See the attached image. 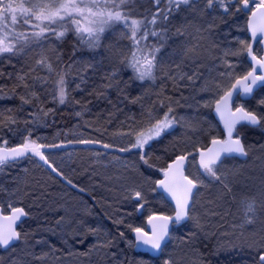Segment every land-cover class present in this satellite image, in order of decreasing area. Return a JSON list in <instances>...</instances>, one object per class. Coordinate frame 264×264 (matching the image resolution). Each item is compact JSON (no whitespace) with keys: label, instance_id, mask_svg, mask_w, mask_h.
<instances>
[{"label":"snow or ice","instance_id":"1","mask_svg":"<svg viewBox=\"0 0 264 264\" xmlns=\"http://www.w3.org/2000/svg\"><path fill=\"white\" fill-rule=\"evenodd\" d=\"M240 19L245 20L243 30L249 34L248 38L232 34L234 26L240 29ZM220 24L227 26L223 40L218 39ZM69 33L76 37L79 49L89 52L102 47L107 33L128 42L119 50V67L103 72L100 83H94L89 94L108 99L109 89L122 91L120 84L127 85L121 76L124 70L131 71L130 80L141 84L155 86L157 80L161 81L153 106L143 109L141 105V119L129 116L113 133L122 139L127 138V143L115 145L84 138L75 143L100 145L105 152H97L98 156L127 153L138 158L131 165L125 163L132 178L124 185L126 194L122 200V203H132L135 211L140 212L148 204L147 193L143 185L136 183L135 173H139L145 183L154 185L152 192L163 190L170 197L174 204L172 214L150 212L146 218L149 230L126 225L135 235L134 243L128 241L130 246L163 253L172 242L174 233L186 228L187 221L196 220L197 228H202L193 215L202 188L218 184L221 189L219 200L237 202L238 193L229 179L232 171L227 162L249 154L244 129L264 127V114L237 103L241 97L251 96L258 86L264 88V0H0V60L7 59L11 63L13 58L27 56L30 52L36 55L35 63L27 72L21 70L16 74L17 83L11 90L14 96L16 88L24 89L19 95V111H23V105H33L34 110L28 112L23 121L12 109L0 110V174L28 161L63 177L47 150L63 148L64 142L45 143V138L34 136L39 127L47 126L48 117L55 114V109L43 106L41 95L50 96L54 104L81 105V111L75 113L81 117L87 104L76 100L71 93L84 92L91 80L89 73L95 75L100 70L99 63L92 59L65 64L62 54L55 48H52L55 52L53 60L48 54L49 46L63 42ZM205 57L211 59L210 65L201 63ZM3 76L0 71V77ZM38 88L41 91H37ZM169 91L172 94H168ZM177 93L178 98L174 95ZM3 95L4 87L0 86V96ZM140 99L136 97L130 102L138 103ZM108 102L112 103L110 99ZM259 104L264 106V99ZM177 107L193 109L195 114L178 115ZM159 109H164L162 114ZM201 109L210 111L202 113ZM113 115L109 113V123ZM213 120L222 125L217 134H212ZM20 123L24 128L19 127ZM204 124L208 125L206 144L197 140L191 145L186 144L183 150L173 145L171 155L167 149L164 151V156L169 157L166 165L157 166L156 162L162 157L153 152L156 144L167 136H174L178 127L185 130L184 135L191 141L188 133L204 134ZM4 128L13 137L19 136V142L12 144L4 138ZM260 150L264 151V145ZM115 158L122 159L120 156ZM189 166L196 168L194 175L189 174ZM156 172L162 178L153 180L152 175ZM13 179L18 182V177ZM67 182L72 184L71 180ZM20 191L19 186L9 190L0 185V249L9 253L16 250L18 242H27L28 234L17 230L18 222L29 215L24 207L17 206L18 202L22 203L19 201ZM238 202L243 208L242 223L233 224L230 234L222 233L223 239L217 241L211 254L218 258V264L221 253L225 254L224 264H264V236L258 237L255 233L245 236V226L254 225L259 214L264 212V187L259 196L252 192L241 193ZM113 223L123 225L125 221L121 218ZM56 224L59 231L52 229V232L59 235L64 245L70 240L84 244L88 236H94L96 241L89 246V252L105 250L112 264H132L122 259L123 253L107 251L116 247L115 238L99 227L88 225L83 219L66 220L63 216ZM118 236L125 238V233L119 231ZM195 238L196 234L190 232L182 237V242L191 245ZM237 240L239 243L235 242ZM35 244L47 245L49 249L40 255L30 253L35 260L46 259L60 251L55 244L44 239L35 240ZM236 249L240 259H228L227 255ZM200 260L205 264L203 254ZM0 264H17V258L10 256L5 261L0 256ZM136 264L143 262L137 261ZM164 264L176 262L170 257L164 260Z\"/></svg>","mask_w":264,"mask_h":264},{"label":"rangeland","instance_id":"2","mask_svg":"<svg viewBox=\"0 0 264 264\" xmlns=\"http://www.w3.org/2000/svg\"><path fill=\"white\" fill-rule=\"evenodd\" d=\"M240 20L238 22H240ZM218 39L223 40L224 38L222 36L220 38L219 36ZM121 41L122 40H119L117 35L109 33V36L106 38L105 52H99L94 54L93 57L87 56L81 59H92L94 62H98L101 66L105 55V62L113 64V61L119 58ZM55 44L50 45L48 51V54L53 58V60H55V52L52 51V48L56 49ZM110 45L113 47H109ZM35 59L36 55L33 52H30L27 56L23 57V63L25 64L27 70L35 63ZM202 59L204 63L206 62V64L210 65L212 63L211 59L208 57ZM108 67L110 70L112 69L111 66ZM114 67L116 66L114 65ZM109 69L107 71H110ZM89 74L92 78L97 75H93L91 73ZM40 75H45V73L40 72ZM93 84L94 82H91L90 80L89 85L92 86ZM261 99H264V92L258 94L255 101L257 112L264 114V106L259 104ZM183 108L187 110L184 112H177L178 115L191 116L195 114L193 109L187 107ZM202 110L203 109L200 111L204 113ZM91 111V107L87 108L81 117H77L78 120L74 127L66 132H58L52 138L48 134H40L39 136L45 138L43 141L45 143L64 142V144H68L67 141H73L72 144L78 147L60 151H48L50 159L53 160L55 165L63 172V175H65L73 183L87 190L96 192L98 194V203L113 220L121 218L124 219L131 214H136L137 212L135 211V208L134 211L129 210L132 203H122L123 197L126 194L124 191V185L125 183L130 182V179L132 178L130 174L127 173L126 169H124L125 163L131 165L133 162L138 160V158L132 154L121 155L117 153L98 156L97 152H105L102 147H100V149L94 146L85 147L82 144L75 143L76 140L81 138L101 140L104 143H111L115 145L127 143V138L122 139L119 136L113 135V133H115L118 129L111 131V129L103 130L102 128L96 127V124H94V120L92 119L93 114ZM212 124L214 125L215 130L220 129L217 121H214ZM203 127L205 129V136L207 135L208 125L204 124ZM184 131L185 130L183 128L178 127L175 135L169 136L171 137L170 140H172L169 145L166 143L169 151L173 150V145H176L177 148H184L186 144L191 145L192 142L197 140L201 143L204 142L202 134L191 132L188 133V135L192 137V140L189 141L188 137L184 135ZM2 135L4 138L9 139L12 144L19 142V139L15 141L14 137L7 131L2 132ZM262 145H264V142ZM249 150L251 151V147ZM116 156H120L122 159L117 160L115 158ZM254 157V162L259 161L256 170H251L250 168H244L242 166L243 171L237 172L235 171L236 167L241 165L232 163L233 161L227 162V167L232 171L229 179L233 184L234 190L237 191L238 188L237 202H231L230 199L219 200L218 196L221 189L218 184L212 185L208 188H202L200 190V195L198 197L193 215L198 218L199 224L202 228H197L196 220L186 222V228H182L180 232L174 233V238L170 245L165 249L164 255L160 259V264H164L165 259L170 257L172 258L173 250L175 248L174 246H176L175 244L182 240V237L190 233L192 225L193 233L196 234V238L191 245H186L181 242L176 248V252L174 253V261L176 264H201V254H203L205 258L209 254L208 248L205 246L202 248L198 243V241L202 239V236L207 240L210 238H216V240H218V238L220 239L222 235L217 234L216 231L209 232V230L217 228L218 230L221 229L219 230L221 234L225 232L230 234L233 224L242 223L243 208L238 202L240 194L243 192H252L259 196L262 187H264V157L261 158V156H259L258 158L255 154ZM244 170H246V172H244ZM188 172L189 174L194 175L196 173V168L189 166ZM14 177H18V182L13 179ZM56 178L57 177L45 167H38L35 163H29L28 161H22L16 168L6 170L4 174H0V185H3L9 190L19 186L21 190L19 201H22V203L18 202L17 206H23L29 213L28 220L20 227L22 233L28 234L27 242L25 243L21 241L16 251L10 253L11 257L16 258L17 256H20L17 257V264H28L26 259L21 256L24 252H35L37 255H40L43 252H49L47 245L35 244V240L38 239L47 240L52 244H56V247L59 245L60 248H57L61 249V251L65 254H69V251L71 250V254L67 256L68 259L66 264L94 263L97 257H99L101 250L89 252L91 255L89 262L79 258L81 253L88 251L89 246L87 242L90 240L91 236L87 237V241L84 244L73 243L70 240L69 244L64 245L61 242L59 235L53 234L52 229H57V232L59 231L56 221L62 216L65 217L66 220L83 219L86 224L99 227L102 231H104V233H107L110 237L115 238L116 248L121 247V250L123 249L121 242H125L127 246L129 245L128 241H132L134 243V239L130 233L131 231H129L127 227H122L121 225L116 224L118 229L121 231L125 230L127 231L126 234H129L128 236H125L124 241H122V238L118 236V233L111 230L110 225L102 219L89 200L85 198V195L78 194L73 188L64 184L60 180L58 181V178ZM134 179L138 185H143L148 197V204L143 210H141V213L143 214L141 221L145 220L150 212H157V210H159L158 208L161 206H167V208L172 209L171 204L166 201L161 193H158L157 191L154 193L151 191V188L154 187V185L152 186L145 183L144 178L139 174H134ZM153 180L155 179L153 178ZM73 195L77 196V203L72 200ZM3 199H6V197ZM152 200L155 203L157 202V205L152 204ZM132 206L134 205L132 204ZM213 212L218 213V215H212ZM261 221L263 224L259 227L258 224H260ZM128 222H131V220ZM139 223L141 224L142 222ZM263 225L264 212H261L254 225L245 226V236L255 233L254 231L256 230L261 231L259 233H255L258 237L264 236ZM139 226L145 228L143 223ZM92 237L95 242L96 237ZM103 238L104 237H101V239ZM235 242L239 243V240ZM113 249L114 248H112L110 252H113ZM119 250L120 249H117L115 251L118 252ZM235 251L239 252L238 249ZM58 255L59 253L54 256L50 254L46 259L39 261L45 264H58V261L60 260V258L56 259V257H59ZM5 261L7 260L5 259Z\"/></svg>","mask_w":264,"mask_h":264},{"label":"trees","instance_id":"3","mask_svg":"<svg viewBox=\"0 0 264 264\" xmlns=\"http://www.w3.org/2000/svg\"><path fill=\"white\" fill-rule=\"evenodd\" d=\"M141 11H143V9H141ZM238 24L240 25V28L243 31L245 20L241 19L240 22H238ZM226 27L227 26L224 24H220L219 26V28H223V29L224 28L226 29ZM244 32L246 34V31ZM108 36H109V33L105 35V39L102 41V47H100L94 52H89L86 49H79L76 37L72 33H69L65 37L63 42H57L55 45H56L57 51H59L62 54L64 63L68 64L73 61H79L83 57H87V56L93 57L94 54H97L99 52H105V43H106V38ZM127 43L128 42L126 40H122L120 44V48L127 45ZM74 51H75V55H73ZM105 58L106 57L104 55L103 57L104 61L102 65L100 66V70L98 74L94 76L95 78L91 77L92 78L91 82H94L95 84L100 83V76L103 74V72H106L109 69L108 66H111V68H113L114 65L116 67H119V64H118L119 58L115 59L113 61V64L106 63ZM21 70H23L24 72L28 71L26 69L25 64L23 63V57L13 58L11 63H9L7 59L0 60V71L4 73V76L0 77V86L4 87V95L0 96V110L12 109L15 111V114L19 118V120L23 121L24 119L27 118V113L33 111L34 108H33V105H23V111H19V109L21 108V101L19 99V95L24 93L23 88H16V95L14 96L11 95V90L13 88V85L17 83L16 78H15L16 74L19 73ZM74 73H75V70H73V74ZM9 74H11V77H9ZM121 76H122L123 81L127 82V85H125V83L120 84V88L122 89V91H118L115 88H113V89H110L111 92H107V97H108V94H110L109 99L112 101L111 104L108 102L109 99L98 98L95 94H89L92 92L91 85H88L87 89L84 92L73 91L71 93V95L75 97L76 100H81L82 102L86 103L87 108L91 107V110H92L91 112L93 114L92 119L94 120L93 122L94 124H96V127L102 128L104 130H110V129L111 131L117 130L120 127V122L125 121L126 118L129 116H135L136 119H141V113L143 109L152 107L153 102L157 100L156 93L160 90V84H161L160 80H157L155 86L149 83L141 84V82L139 81L130 80V77H131L130 70L122 71ZM69 79H71V76L69 77ZM72 87L74 88V85H72ZM136 87L147 89V91L144 90L145 91L144 94H141L137 90ZM169 89H170V85H169ZM37 91H41V90L38 88ZM261 92H264V90H261ZM261 92H259L258 94H260ZM148 94L151 95L152 97H150ZM168 94H172V93L169 91ZM174 95L176 96V98H178L179 94L177 93ZM9 96H11V98H9ZM136 97H141L140 101L138 103H131L130 101ZM41 100L43 101V106L45 108L55 109V114L54 116L48 117L47 126L39 127L34 132V136H39L40 134H48L52 138L56 135V133L61 132V131L66 132L67 130L74 127V125L76 124L78 120L75 113L81 110V105H77L74 103L67 104V105L54 104L51 101V97L45 96V95H41ZM181 103H183V101H181ZM141 105H143V109ZM156 107L159 108V105H156ZM247 108L250 110L257 111L255 102L249 103ZM186 110L187 109H182V112ZM159 111H160V114H162L164 109H159ZM202 111L209 112L210 110L203 109ZM109 113L114 114L112 117L111 123H109ZM214 121L216 120H213L212 123ZM13 127H16V126L14 125ZM19 127L24 128V124L20 123ZM4 129L8 132L7 128H4ZM4 129H3V132H6ZM261 129H264V127H260V128L248 127L244 129L243 135H244L245 143L247 142L248 139L252 138L254 135L260 134L259 132L261 131ZM220 130L221 128L219 130H215V134L219 133ZM10 135L12 134L10 133ZM202 135L204 138L203 143L206 144L208 142V135H205V136L204 134ZM18 139H19V136L14 137L15 141H17ZM170 139L171 137L167 136L166 138H164V140L161 143L156 144L153 149L154 154L156 155L158 151H161L163 148H165L167 146L166 143L169 144L172 141ZM84 146L87 147L86 145ZM88 146H94L99 149L101 147L100 145H88ZM75 147H78V146H75L72 143H68V144H65L63 148L50 149L47 151H60V150H66V149L75 148ZM117 154L127 155V153H117ZM167 159L168 157L166 156L162 157L161 160L156 162L157 166H165ZM64 177L66 176L63 175V177H58V181L59 180L62 181L64 184L73 188L74 191L81 192L86 195L89 194L93 196L92 192H89L88 190H85V191L80 190L78 185L73 182L71 185L68 184L67 181L69 179L67 177H66L67 179H65ZM153 177L159 178V179L162 178V176L158 172L154 173ZM73 185H75V187H73ZM88 200L90 201L92 206L102 215L105 221L110 225L111 230L113 229L116 233H118L117 229H115L114 227V223H113L114 220L106 213V211H104V209L100 206V204H98L97 198L91 199L88 197ZM157 212L165 213V214H172V210L171 211L157 210ZM19 231H21V228L19 229ZM122 239L124 240V238ZM19 244L20 242L16 245V249L19 246ZM0 256H2L4 259L8 261L10 258V253L8 251H5L4 249H0Z\"/></svg>","mask_w":264,"mask_h":264},{"label":"bare ground","instance_id":"4","mask_svg":"<svg viewBox=\"0 0 264 264\" xmlns=\"http://www.w3.org/2000/svg\"><path fill=\"white\" fill-rule=\"evenodd\" d=\"M224 31H225V28L223 29V28H218L217 29V32L218 33H220V38H221V36L224 38V35H223V33H224ZM232 34L233 35H239V36H241L242 38H247V35L245 34V32H244V30L242 31V29L240 28V29H237V28H235V26L233 27V30H232ZM201 63H204L203 62V59L201 60ZM204 64H206V62L204 63ZM73 70H75V69H73ZM203 70V69H202ZM137 88V90L141 93V94H144V90H146L147 91V89H144V88H140V87H136ZM117 90V89H116ZM108 92H111V90L109 89L108 90ZM138 94V93H137ZM149 95V94H148ZM150 97H152L151 95H149ZM110 98V95H108V99ZM256 106V105H255ZM181 108V109H180ZM182 109H184L183 107H177L176 108V112H180V111H182ZM257 128H260V127H257ZM104 130V129H103ZM260 134H256V135H254L252 138H250V139H248L247 140V142H246V145H248L249 146V148L251 147V151L249 150V154L245 157V158H242V157H236L235 159H230L229 161H233L232 163H236V164H240L241 166H238V167H236V169H235V171H237V172H239V171H243V167L245 168V167H247V168H250L251 170H256L257 169V167H258V163H259V161H257V162H254L253 160H255V157H254V154L255 155H257L258 156V158H259V156H261V158L262 157H264V151H261L260 150V146L262 145V143L264 142V129H261V131L259 132ZM212 134H215V129L213 130V132H212ZM169 145V144H168ZM87 147H89L88 145H86ZM165 149H167V152L169 151L168 150V147L166 146L165 148H163L161 151H158L157 152V154L156 155H160V156H162V157H164V151H165ZM179 150H183L184 148H178ZM252 150H253V152H252ZM173 152V150L172 151H169L168 153H169V155H171V153ZM166 157H168V156H166ZM169 158V157H168ZM191 159V158H190ZM168 160V159H167ZM137 161V160H136ZM261 162V161H260ZM242 163V164H241ZM244 164V165H243ZM243 166V167H242ZM46 168V167H45ZM47 169V168H46ZM124 169H126V168H124ZM48 170V169H47ZM143 170V169H142ZM50 171V170H49ZM250 171V170H249ZM51 172V171H50ZM240 172V173H241ZM244 172H246V170H244ZM135 174H139V173H135ZM53 175L54 176H56L57 178L58 177H60V176H57L56 174H54L53 173ZM156 179L155 177H153V175H152V179ZM153 186V185H152ZM79 188H80V190H82V191H85V190H87V189H85V188H83V187H81V186H78ZM89 192H92L93 193V196L92 195H89V194H83V193H81V192H77V191H75V192H77L78 194H81V195H85V198L88 200V197L89 198H91V199H93V198H97V202H98V194L96 193V192H94V191H91V190H88ZM237 191H238V188H237ZM157 192H158V190H157ZM159 193V192H158ZM165 198V197H164ZM166 199V198H165ZM72 200L73 201H76V203H77V196L76 195H73L72 196ZM166 201H168L167 199H166ZM90 202V201H89ZM169 202V201H168ZM151 203L152 204H154V205H157V202L155 203V202H153V200L151 201ZM170 203V202H169ZM99 204V203H98ZM171 204V203H170ZM101 206V205H100ZM159 206H160V204H159ZM171 206H172V209H173V205L171 204ZM23 207V206H22ZM102 207V206H101ZM25 209V208H24ZM159 210H169V211H171L172 209H170V208H167V206H161L160 208H158ZM96 210V209H95ZM129 210L130 211H134V206H132V204H131V206L129 207ZM97 211V210H96ZM27 212V211H26ZM98 212V211H97ZM99 213V212H98ZM100 214V213H99ZM100 216L102 217V215L100 214ZM142 216H143V214L141 213V211L140 212H136V214H131V215H129V216H127L126 218H124V221H125V224H123V225H121L122 227L124 226V227H126V225L127 224H131V225H133V226H139V225H141L142 223L145 225V230H147V223H146V219L145 220H143V221H141V218H142ZM28 218H29V215L27 216V219H26V221L28 220ZM102 219L105 221V219L102 217ZM129 220H131V222H128ZM25 221V222H26ZM24 222V223H25ZM139 222H142L141 224L139 223ZM188 222V221H187ZM23 223V224H24ZM22 224V225H23ZM262 221L260 222V224H258V226L259 227H261L262 226ZM21 225V226H22ZM264 226V225H263ZM114 227H115V229H117V232H119V231H121L120 229H118V227H116V224H114ZM128 229V228H127ZM113 230V229H112ZM129 230V229H128ZM219 230H221V229H219ZM217 228H215V229H211V230H209V232L210 231H216V233L217 234H220L221 235V232L219 231ZM114 231V230H113ZM206 231H208V230H206ZM102 232H104V231H102ZM124 233H125V236H128L129 234H126V232L127 231H123ZM190 232L191 233H193V225H192V228L190 229ZM255 233H259V232H261V231H259V230H256V231H254ZM131 233V235H132V237H133V239H134V236H133V234L134 233H132V232H130ZM101 237H104V236H101ZM220 239H222V236H221V238ZM204 241V243H201V241ZM215 240H216V238H210L209 240H207V239H205V238H203V236H202V239H200V241H198V243L200 244V246L203 248V246H204V244H206L207 243V247L206 248H208V252H209V254L206 256V258H205V264H218V258L215 256V255H212L211 254V250L214 248V245L217 243V241L219 240V238H218V240H216V243H215ZM122 241H124L123 239H122ZM134 242H135V240H134ZM182 242V240H180V241H178L175 245L176 246H174L175 248H174V250H173V254H172V259L174 260L175 258H174V253L176 252V248L180 245V243ZM19 243V242H18ZM17 243V244H18ZM88 246H90L91 244H93L94 243V239H93V237L91 236V238H90V240H88ZM121 246L123 247V249L121 250V247L120 248H116V247H114V249H113V252L115 251V250H117V249H120L118 252H120V253H123V256H122V259H126L127 261H130V262H132V264H136V262L137 261H142L143 262V264H160L161 262H160V259L163 257V255H164V252L162 253V255L161 256H159V257H153V256H151V255H149L148 253H143V252H137L136 250H135V248H133L132 246H130V245H128L127 246V244L125 243V242H121ZM56 245V244H55ZM170 245V244H169ZM168 245V246H169ZM57 247H59V245H57ZM60 248V247H59ZM87 249H88V247H87ZM86 249V250H87ZM85 250V251H86ZM108 252H110L111 251V249H109V250H107ZM28 252V251H27ZM116 252V251H115ZM58 253H59V258H60V260L58 261V264H66L67 262V256H69V254L67 253V254H65V253H63L62 251H61V249H60V251H58ZM58 253H56V254H58ZM85 253H87V254H84V253H81V255L79 256V258L81 259V260H86V262H89L90 260H89V258H90V254H89V250L87 251V252H85ZM239 252H237V251H235V250H233V252H231V253H229L228 255H227V258L228 259H233V260H236V261H238L239 259H240V256H239V254H238ZM55 254V255H56ZM65 254V255H64ZM128 254V255H127ZM21 256H23L25 259H26V261H27V263L28 264H45V263H42L41 261H39V260H35V259H32V257L30 256V252L29 253H26V252H24V253H22L21 254ZM18 257H20V256H18ZM219 261H220V264H224V261H225V254H223V253H221V255H220V257H219ZM160 262V263H159ZM208 262H210V263H208ZM93 264H112V260H111V257H110V255H106L105 254V250H101V252H100V255H99V257H97V259L94 261V263Z\"/></svg>","mask_w":264,"mask_h":264},{"label":"water","instance_id":"5","mask_svg":"<svg viewBox=\"0 0 264 264\" xmlns=\"http://www.w3.org/2000/svg\"><path fill=\"white\" fill-rule=\"evenodd\" d=\"M254 47H255V45H254ZM262 89V87H257L255 90H254V92H253V94L251 95V96H248V97H241L240 99L242 100V101H248V100H251V99H253L254 97H255V95L260 91ZM213 115H214V113H213ZM218 122V121H217ZM220 126V128L222 129V125H219ZM257 128V127H256ZM242 158H245V157H242ZM158 192L159 193H161L172 205H173V207H174V204L171 202V199H170V197H168L167 196V194L166 193H164L163 192V190H158ZM26 211V210H25ZM26 219H27V217H24V218H22V220L20 221V222H18V227H17V230L19 231V229H20V227H21V225L26 221ZM147 230H149V225H147ZM146 230V231H147ZM133 236H134V240H135V235L133 234ZM135 250L137 251V252H143V253H148L149 255H151V256H153V257H159V256H161L162 255V253H157V252H155V251H149V250H147L145 247H136L135 248Z\"/></svg>","mask_w":264,"mask_h":264},{"label":"flooded vegetation","instance_id":"6","mask_svg":"<svg viewBox=\"0 0 264 264\" xmlns=\"http://www.w3.org/2000/svg\"><path fill=\"white\" fill-rule=\"evenodd\" d=\"M246 35H247V38H248V37H249V34H248L247 32H246ZM261 90H264V88H262ZM261 90H260L259 92H261ZM259 92H258V93H259ZM258 93H257V94H258ZM257 94H256L255 97H254L253 99H251V100H248V101H242V100L240 99V100L237 101V103H239V104H244V106L247 108V106H248L249 103H251V102L253 103V102L256 101V97L258 96Z\"/></svg>","mask_w":264,"mask_h":264}]
</instances>
